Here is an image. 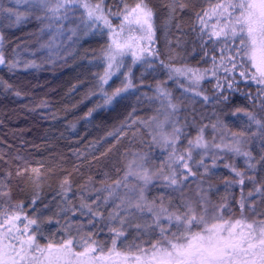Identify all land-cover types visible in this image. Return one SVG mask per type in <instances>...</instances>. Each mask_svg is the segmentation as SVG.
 <instances>
[{
	"label": "trees",
	"instance_id": "16d2710c",
	"mask_svg": "<svg viewBox=\"0 0 264 264\" xmlns=\"http://www.w3.org/2000/svg\"><path fill=\"white\" fill-rule=\"evenodd\" d=\"M87 2L94 7L101 0ZM138 2L102 0L111 25L107 28L101 20H90L78 4L69 5L66 13L62 9L61 18L56 19L35 0H0V51L7 62L16 63L14 68L0 65V222L5 216L19 217L13 221L16 227L10 236H20L27 219L35 218L39 228L31 225L26 235L34 233L41 247L49 242L58 245L67 238L79 244L82 237L91 236L107 251L114 238L109 229L119 228V219L128 217L116 247L129 254L127 247H145L155 240L158 230L143 227L152 223L153 214L147 208L143 212L134 208L141 215L134 211L126 215L120 208L112 224L108 216L121 201L135 202L141 188L144 202L154 211L163 207L168 214L184 216L189 205L194 212L199 210V195L205 194L216 204L221 195L205 192L199 182L209 184L221 177L223 160L230 169L243 173L245 188L264 185L260 159L264 129L245 115L250 113L264 123V85L241 77L239 67L230 75L219 66L225 37L209 39L208 33L217 20L218 31L226 24L227 13L219 15L223 9L204 18L210 28L202 29L197 19L198 13H211L218 3L229 0H144L153 13V35L142 46L146 49L138 55L142 59L133 63L130 53L125 55L119 68L114 64L112 71L116 72L107 84L101 85L113 41L130 42L131 36L130 43L135 45L122 13L125 6L132 8ZM49 3L54 6L56 0ZM231 26L226 29L227 48L234 49ZM188 69L203 76L198 86L191 82ZM128 80L132 87L105 105L101 86L111 95ZM218 81L222 87L214 88ZM204 96L209 99L205 101ZM201 132L208 145L227 134L235 142L240 140L242 151L251 152L255 167L249 168L246 157L241 160L222 147L205 152L193 147L188 163L195 174L187 180L177 175L180 182L170 185L165 177L182 168L174 157L169 167L173 145L165 144V139L178 136L176 155H187L189 141L195 143ZM201 159L203 166L214 169L202 171ZM145 170L153 176L147 185L137 177ZM262 197L258 203L247 202L255 205L253 219H264ZM219 200L230 203L226 195ZM82 204L101 216H93ZM235 211L223 210L221 215ZM247 214L250 220L252 215ZM8 227L0 225V239Z\"/></svg>",
	"mask_w": 264,
	"mask_h": 264
},
{
	"label": "snow or ice",
	"instance_id": "6c2138e0",
	"mask_svg": "<svg viewBox=\"0 0 264 264\" xmlns=\"http://www.w3.org/2000/svg\"><path fill=\"white\" fill-rule=\"evenodd\" d=\"M78 0H56L54 6L49 3V0H35V4L41 8L50 12L53 17L60 19L61 10L64 9L65 13L69 5L77 4ZM100 3H97L94 7L90 5L87 0H83L81 6L85 9L87 16L90 20H103L106 27L111 28L109 20L104 15V9ZM218 9H223L219 13L220 16H224L227 13V23L223 27H220L219 31L216 30V26L220 23L219 20L212 26V31L208 33L209 39L224 36L225 47L221 48L220 65L223 70L230 75L239 67V75L245 79H250L257 85H264V0H229L226 4H217L215 8L209 11H204L203 15L197 14V19L200 21L202 29L207 28V22L204 19L211 15H216ZM231 9V11H229ZM235 13V15H234ZM123 21L129 24H135L139 26L141 31H146L145 38L149 41L152 39V17L153 13L150 8L144 3V0H139L135 7L128 8L125 6L122 13ZM232 25L230 29V35L232 42L236 44V47L227 48V37L229 32L226 31L228 26ZM121 31H123V24H121ZM237 37L238 42H237ZM131 39V38H130ZM2 41V37H0ZM134 45L129 41L119 43L113 41V44L109 46L107 52V71L102 77H100L101 85L107 84L108 79L113 75V66L120 67L122 58L129 54ZM142 49L141 51H145ZM234 53V54H233ZM133 57V63L142 59V56H138L135 51H131ZM118 57L121 58L118 62ZM237 58H239V65L237 64ZM227 61V64H225ZM215 65V57L213 58ZM9 68L16 67V63L7 62L2 51H0V65L6 64ZM230 65V67H229ZM177 73H181L180 69H175ZM186 71L192 72L191 82L196 86L199 85L203 76L197 75V73L191 69ZM215 75V71L213 72ZM127 79V78H126ZM227 79V77H225ZM234 79V77H233ZM132 87L130 80L122 88H117L111 95L104 92L101 86L100 91L104 93V104L108 105L116 99L122 92L127 91ZM217 88H221L219 81L216 85ZM229 88L232 84L229 83ZM188 89H185L187 91ZM195 95L199 96L201 93L195 91ZM209 98L204 96V100ZM226 99V97H225ZM237 111H240L239 109ZM91 115V112H89ZM248 119L259 126L260 129H264V123L257 120L250 113H245ZM215 127V125L213 126ZM179 132V129L175 130ZM234 136H243L244 133H233ZM179 137L174 136L172 140L165 139V144L173 145L172 152L169 155V167H172V159L175 158L176 162L181 164L182 171L177 173L173 171L172 175L165 177L168 183L172 186L177 185L180 181L177 179V175L181 176L184 180H187L189 176L194 175L192 168L188 161L193 159L192 148H200L207 150L209 145L204 140L203 134L195 140L189 141V149L187 155H176L175 144L178 142ZM241 141L237 140L235 146L227 145L229 151H232L238 155H242L248 159L249 168H254L255 164L252 163L254 158L251 152L242 151L240 145ZM213 147L221 149L220 144H214ZM261 162H264V155L261 156ZM215 163V158L213 160ZM199 164L203 165L204 161L201 159ZM226 167H230L226 165ZM207 171V167L205 166ZM232 170L235 172L238 178L237 182L240 185L244 184L245 177L243 173L237 171L234 167ZM34 172L38 170H33ZM19 174V173H18ZM131 172H129V175ZM137 177L143 181L144 185L149 184L153 176L146 170L143 173H137ZM127 177H125L126 179ZM249 179H252L249 177ZM67 183V181H65ZM117 186L120 181H117ZM264 187V185H262ZM262 187H257L255 193H259L264 196ZM255 193L249 192V196ZM6 195V193L4 194ZM144 190L140 189L138 199L133 202L131 199L127 201V210L135 208L139 212H143L145 208L153 214V221L150 224L143 225L146 229H158L159 238L152 243L150 249L139 248L141 255L132 257V264H264V219H254L249 221L243 216L245 201L242 198L240 203L241 217L235 219H225L224 216H213L212 222L206 219L205 214L197 216L191 206L188 207V211L184 216L176 214H168L167 210L161 207L159 212H155L151 205L144 202ZM35 203V201H33ZM82 208H87L93 216H101L98 211L93 209L87 204H82ZM124 207V201L117 205V210L109 213L108 219L114 220L120 216L119 209ZM225 206H221L222 208ZM207 209H205V213ZM18 216H5L0 225L9 224L3 233V238L0 239V264H129L130 256L127 253H121L117 251V239L124 235L123 226L128 223V217L119 219V228L112 227L109 229L114 233V238L111 241L112 247L107 251L100 247L97 242L88 236L82 237L79 244H74L73 239L67 238L62 240L60 244L55 245L49 242L46 246L41 247L36 242L35 234L26 235L29 232L31 225H36L37 229L39 225L35 218L27 219V223L23 225V231L20 236L9 235L12 232V228L16 227L13 221L18 220ZM161 219L167 220L168 225L161 224ZM91 222V221H90ZM175 225V231H172V226ZM137 228L142 227L140 224L135 225ZM198 230L193 231V228ZM17 231H20L17 228ZM26 236V238H25ZM15 241V242H14Z\"/></svg>",
	"mask_w": 264,
	"mask_h": 264
},
{
	"label": "rangeland",
	"instance_id": "374dc122",
	"mask_svg": "<svg viewBox=\"0 0 264 264\" xmlns=\"http://www.w3.org/2000/svg\"><path fill=\"white\" fill-rule=\"evenodd\" d=\"M20 1L24 2V1H29V0H20ZM82 2H83V0L77 4L80 7H82L81 6ZM82 9H84V8L82 7ZM84 11H85V9H84ZM101 22H103V21L101 20ZM225 23H227V22H225ZM102 24L104 25V23H102ZM125 24L127 25V30H130L133 32V37H134V42H135L133 49L129 51L130 55H131V51H135L137 53V55H141L143 53V51H141L142 46L149 41L148 39L145 38L146 31H141L139 26H137L135 24H129L127 22H125ZM223 26H224V24H223ZM208 28H210V27L208 26ZM130 38H131L130 39V42H131L132 37L130 36ZM115 72L116 71H113V73H115ZM212 86L214 88L216 87L215 84H213ZM219 143H220L221 147L225 148V149H228L227 147H225L227 145H231L233 147L235 146V140L229 134H227L224 137L219 136L217 140H212L209 144L208 149H212L214 144H219ZM197 149L202 150L204 152L207 151L205 149H200V148H197ZM183 155H185L184 152H183ZM238 158L241 160L245 159V157L242 155H238ZM223 165H224L225 169L223 170V172H222L223 175L221 177L218 176L213 181L209 180L208 181L209 184L204 182L203 180L199 183L202 184V189L207 193L214 192V194L221 195L220 197H222L223 195L228 196L230 199V203L228 205L222 204L219 200V198H220L219 197L216 204H215L213 202H210V200L206 199L205 194L199 195L200 196V197H198L199 210L197 212H195V214L197 216H199L201 214H205L206 219L209 221V223H211L212 217L214 215L215 216H221V214L223 213V210L235 211V209H236L235 213L229 214L227 217L224 216L225 219H231L234 221L235 219H239L241 217V210H240V203L239 202L243 198L245 201V208H244L243 216L249 220L247 213L252 215V211L255 209V205L253 203H258L260 200H263V197L261 194L255 193V189L257 186L254 187L252 190H249V189L244 187L245 181H244L243 185H240L237 182L238 178L236 177L235 172L232 171V169H230V167H226V165H229L227 163V160H223ZM201 169H202V171H206L205 166H203V165H201ZM207 169L213 170L214 166L210 165L209 167H207ZM189 177H192V175ZM200 178H202V177H200ZM249 192H253L255 194L252 196H249ZM204 199H206V200H204ZM249 200H253V203L248 204L247 202ZM222 205L225 207H223L221 210ZM180 206L183 207V204H181ZM205 209H207L206 213H205ZM121 210H122L121 212H123L126 215H133L132 213H130L133 211L135 212V215H137V214L141 215L134 208L127 210V204H124V207H122ZM159 211L160 210H158V211L156 210L155 212H159ZM255 215H257L256 212L253 213L252 218L249 221L254 220L253 216H255ZM255 219L258 220V218H255ZM116 220L117 219L111 220L110 224L114 223ZM152 221H153V215H152ZM160 222H161V224H163L165 226L168 225L167 220L161 219ZM171 230L175 231V225L174 224H173ZM196 230H198V229L194 227L193 231H196ZM158 238H159V230H158V234H157L155 240H153L152 243H154ZM117 241H119V239H117ZM152 243H150L148 246H145V247L142 246L139 248L150 249ZM127 249L130 252L129 253V256H130L129 264H132L131 258L135 257L136 255H141L142 253L139 251L138 247L134 248V247L129 246V247H127ZM101 264H104V262H101ZM107 264H111V262L109 261V262H107Z\"/></svg>",
	"mask_w": 264,
	"mask_h": 264
}]
</instances>
